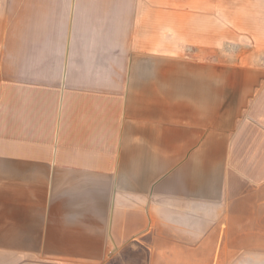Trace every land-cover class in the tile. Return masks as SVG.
<instances>
[{
	"label": "crops",
	"instance_id": "obj_1",
	"mask_svg": "<svg viewBox=\"0 0 264 264\" xmlns=\"http://www.w3.org/2000/svg\"><path fill=\"white\" fill-rule=\"evenodd\" d=\"M259 50L264 0H0V264H264Z\"/></svg>",
	"mask_w": 264,
	"mask_h": 264
},
{
	"label": "rangeland",
	"instance_id": "obj_2",
	"mask_svg": "<svg viewBox=\"0 0 264 264\" xmlns=\"http://www.w3.org/2000/svg\"><path fill=\"white\" fill-rule=\"evenodd\" d=\"M249 46L254 47L253 44H250ZM189 47H191V46H189ZM242 47H243L242 44H233L232 45V44H228V43L224 44V43L217 42V50H220L219 53H221L223 51H226V52H229L232 54L234 53L235 58L237 57V53H239L241 51L240 49H242ZM245 47L247 48V45ZM256 54L258 56H261V58H264V51L259 50L256 52Z\"/></svg>",
	"mask_w": 264,
	"mask_h": 264
}]
</instances>
